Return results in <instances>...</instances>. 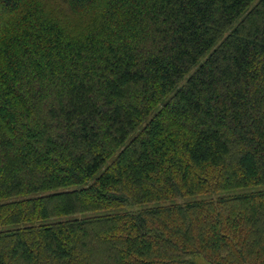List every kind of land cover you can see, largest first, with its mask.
Returning a JSON list of instances; mask_svg holds the SVG:
<instances>
[{"label": "trees", "instance_id": "16d2710c", "mask_svg": "<svg viewBox=\"0 0 264 264\" xmlns=\"http://www.w3.org/2000/svg\"><path fill=\"white\" fill-rule=\"evenodd\" d=\"M196 257L264 264V0H0V264Z\"/></svg>", "mask_w": 264, "mask_h": 264}, {"label": "rangeland", "instance_id": "374dc122", "mask_svg": "<svg viewBox=\"0 0 264 264\" xmlns=\"http://www.w3.org/2000/svg\"><path fill=\"white\" fill-rule=\"evenodd\" d=\"M237 192H239V191H237ZM245 192H247V191H243V193H245ZM241 193V192H240ZM51 221H55V220H51ZM195 262H196V264H209L205 259H203L202 257H196L195 258Z\"/></svg>", "mask_w": 264, "mask_h": 264}]
</instances>
